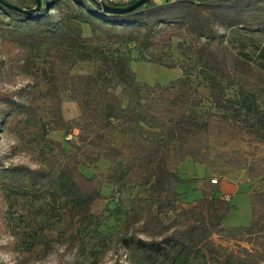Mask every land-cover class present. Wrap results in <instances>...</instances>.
<instances>
[{
  "label": "trees",
  "instance_id": "16d2710c",
  "mask_svg": "<svg viewBox=\"0 0 264 264\" xmlns=\"http://www.w3.org/2000/svg\"><path fill=\"white\" fill-rule=\"evenodd\" d=\"M40 1L38 7L37 0H0V25L25 53L23 65L12 72H33L47 85L42 98L50 104L40 108L50 118L49 131L63 132L68 147L46 137L62 158L49 169L0 161V186L41 201L42 210L68 203L71 221L63 239L69 250L110 243L133 251L139 264H183L192 250H202L214 264H264V161L226 151L234 139L264 137V106L247 103L260 97L261 87L248 65L231 62L220 31L264 33V0H149L126 12L106 9L129 8L139 0ZM174 39L194 66L209 74L213 109H203L206 97L193 83V66L173 55ZM134 60L184 73L167 85L142 82L132 68ZM81 63L94 64V71L73 73ZM222 82L237 86L243 103L229 98ZM30 93L0 92L9 107L3 124L34 112V96L21 101ZM64 94L77 104V117L65 118ZM114 131L123 135L122 143L113 141ZM188 160L204 165L206 175L184 177L180 167ZM101 161L110 164L105 177L81 170ZM239 169L250 182L252 218L247 226L230 227L226 222L236 206L224 198L222 178L213 174L224 177ZM104 179L113 183L114 193L139 188L133 219L111 236L100 230L107 221L120 219L121 207L107 203L100 209ZM182 186L195 187L201 196L180 207L177 219L165 225L157 209H176ZM214 236L238 245L232 249ZM244 241L251 248L240 247Z\"/></svg>",
  "mask_w": 264,
  "mask_h": 264
},
{
  "label": "rangeland",
  "instance_id": "374dc122",
  "mask_svg": "<svg viewBox=\"0 0 264 264\" xmlns=\"http://www.w3.org/2000/svg\"><path fill=\"white\" fill-rule=\"evenodd\" d=\"M52 13L56 18H59L58 10H54ZM84 28L85 34L90 35V28L87 25ZM220 31L225 35L224 50L231 62L242 61L239 62L240 65H248L249 72L259 80L260 97H253L247 103L256 107L264 106V33H246L227 29ZM178 41V39L173 40V55L177 59H187L188 63L193 66L190 70L193 83L206 97L203 109L211 110L213 102L210 76L203 67L194 66L193 58L184 54L187 51L177 47ZM24 54L17 44L12 43L9 34L0 25V92L19 96L26 95L28 90H31L33 93L28 94L21 101L28 103L34 96L38 102L33 113L16 115L7 124H3L4 114L9 107L7 100L0 99V161L5 165H27L30 167L36 165L48 169L58 167L62 159H60L61 154L54 145L48 143L46 137L62 142L65 148L68 147V144L63 132L49 131L50 118L47 112L40 108L41 105L50 104L48 99L42 98V95L47 92V85L40 82L32 74L33 72L25 73L20 69H15L12 72L11 70L12 67L18 68L19 63L23 65ZM134 56L137 57L136 52ZM94 67L92 63H81L74 68L73 73L90 74L94 71ZM132 68L140 81L150 84L167 85L182 77L184 73L178 68H166L138 60L132 62ZM222 84L226 87L225 94L229 98L243 103L245 96L241 94L237 86L227 87L225 82ZM63 113L66 119L77 117L80 113L77 104L71 100L69 94L63 96ZM111 138L115 143L124 141L123 135L118 131H114ZM226 151L243 153L252 161H264V137L234 139ZM109 168L110 164L105 161H101L93 167L81 166V170L89 177L95 174H102L105 177ZM180 172L186 178L204 177L206 167L188 160L181 165ZM231 173L234 174L238 184L240 182L250 183L243 169L233 170ZM213 177L221 178L219 174H213ZM223 181L221 186H223ZM253 185L255 188L260 186L258 182ZM232 186L230 182H225V188ZM113 189V183L104 179L103 194L106 198L100 209L107 203L112 208L117 205L121 207L120 219L109 220L101 228L100 234L105 236H111L115 230L121 229L124 221L133 219L136 211L138 187H130L124 194L114 193ZM179 189L182 195L176 203V209H157L165 225L171 224L177 219L180 207L186 206L201 196L195 187L182 186ZM245 195L247 194L236 193L233 195L232 202L236 209L230 213L226 222L227 226L237 227L250 224L252 218L251 198L249 199ZM40 205L41 201L29 197V195L11 193L0 186V264H43L45 261L47 264H53V261L55 264H139L133 251L123 246L115 248L110 243L107 244V247H103L99 243L91 242L85 250L78 248L69 250L66 240L63 239V229L71 221V206L64 200L46 208V210L39 209ZM214 240L232 249L238 245H235L232 240L218 236H214ZM241 245L240 247L251 248V245L246 241ZM5 256L8 257V260L3 259ZM183 264L214 263L207 259L202 250H192L184 258Z\"/></svg>",
  "mask_w": 264,
  "mask_h": 264
},
{
  "label": "crops",
  "instance_id": "0c3cea01",
  "mask_svg": "<svg viewBox=\"0 0 264 264\" xmlns=\"http://www.w3.org/2000/svg\"><path fill=\"white\" fill-rule=\"evenodd\" d=\"M221 178L222 180H224L222 186V195L224 196V198L233 200L234 199L233 195H236V193H242V194H247L245 196H248V198L250 199L249 184H244L241 182L240 184H238V182L235 181L234 174L232 173H229L225 177H221ZM225 182H230L233 186L229 188H225Z\"/></svg>",
  "mask_w": 264,
  "mask_h": 264
},
{
  "label": "water",
  "instance_id": "95a60500",
  "mask_svg": "<svg viewBox=\"0 0 264 264\" xmlns=\"http://www.w3.org/2000/svg\"><path fill=\"white\" fill-rule=\"evenodd\" d=\"M149 0H139V1H137V2H135L132 6H130L129 8H125V9H119V8H117V9H106V10H108V11H115V12H126V11H130V10H133V9H135V8H138V7H140V6H142V5H144V4H146L147 2H148ZM37 5H38V7H40V5H41V1L40 0H37Z\"/></svg>",
  "mask_w": 264,
  "mask_h": 264
},
{
  "label": "built area",
  "instance_id": "2783aa9c",
  "mask_svg": "<svg viewBox=\"0 0 264 264\" xmlns=\"http://www.w3.org/2000/svg\"><path fill=\"white\" fill-rule=\"evenodd\" d=\"M114 1H115V2H128V1H130V0H114ZM212 182L216 183V182H217V179H213Z\"/></svg>",
  "mask_w": 264,
  "mask_h": 264
},
{
  "label": "clouds",
  "instance_id": "9594fccd",
  "mask_svg": "<svg viewBox=\"0 0 264 264\" xmlns=\"http://www.w3.org/2000/svg\"><path fill=\"white\" fill-rule=\"evenodd\" d=\"M33 167H37L36 165H33ZM4 260H8V257H3ZM51 259V258H50ZM43 264H47V261L43 262ZM53 264H55V261H53Z\"/></svg>",
  "mask_w": 264,
  "mask_h": 264
}]
</instances>
